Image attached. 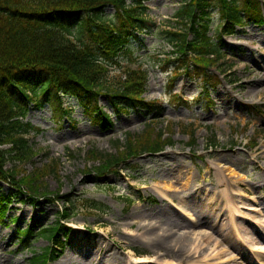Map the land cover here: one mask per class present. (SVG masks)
Wrapping results in <instances>:
<instances>
[{"label": "rangeland", "instance_id": "374dc122", "mask_svg": "<svg viewBox=\"0 0 264 264\" xmlns=\"http://www.w3.org/2000/svg\"><path fill=\"white\" fill-rule=\"evenodd\" d=\"M185 2L147 1L148 28L109 65L110 82L129 68L147 70L144 97L165 108L156 119L132 109L113 114L115 127L103 130L74 95L26 104L25 120L40 131L27 135L38 154L21 164L22 171L46 165L55 171L44 177L51 195L39 194L37 204L0 180V193L16 196L0 219V264H35L31 253H42L50 240L35 234L25 247L19 228L38 231L55 224L65 198L77 213L57 258L47 264H90L106 253L123 256L125 264H189L199 253L211 264H264V88L255 84L264 78V26L250 25L224 38L223 54L211 66L219 83L205 92L200 78L175 77L176 64L168 62L167 31L181 28L176 12ZM114 12L109 6L105 15ZM220 22L213 10L211 34ZM100 103L113 113L106 97ZM147 134L173 142L155 153L141 150L119 173L95 170L98 162L89 159L93 148L118 155L129 137L138 144ZM224 191L238 197L227 200ZM93 202L101 209L91 208ZM143 226L174 236L172 244L180 236L190 240V251L178 259L154 250Z\"/></svg>", "mask_w": 264, "mask_h": 264}, {"label": "trees", "instance_id": "16d2710c", "mask_svg": "<svg viewBox=\"0 0 264 264\" xmlns=\"http://www.w3.org/2000/svg\"><path fill=\"white\" fill-rule=\"evenodd\" d=\"M147 1L0 0V180L13 184L31 204L38 203L39 194L45 198L51 195L46 193L44 177L55 169L46 165L22 171L21 164L38 154L27 135L40 131L25 120L27 103L36 104L56 94L74 95L84 112L103 130L115 127L113 114H127L132 109L155 117L163 113V105L144 97L146 69L129 68L118 82L108 79L109 65L117 62L121 53L128 52L132 39L148 28ZM109 6L115 10L111 17L105 15ZM216 9L221 22L214 35L212 14ZM176 17L181 28L167 31L172 46L168 62L176 64L172 72L175 77L200 78L208 92L218 83L211 66L214 58L221 56L225 36L250 25L264 26V0H186ZM74 35L79 42L73 39ZM102 97L107 98L112 114L101 105ZM195 141L192 136L191 142ZM171 142L173 139L163 134H147L138 144L129 137L118 155L93 148L89 159L98 162L95 170L99 173H119L118 167L128 164L129 158L141 150L155 153ZM14 197L0 193V219ZM91 208L101 206L93 202ZM76 210L72 201L65 198L55 224L38 231L36 226L19 228L25 247H30L35 234L51 240L52 245L42 253H31L33 263L47 264L56 257L57 249L72 231L68 221Z\"/></svg>", "mask_w": 264, "mask_h": 264}, {"label": "bare ground", "instance_id": "6f19581e", "mask_svg": "<svg viewBox=\"0 0 264 264\" xmlns=\"http://www.w3.org/2000/svg\"><path fill=\"white\" fill-rule=\"evenodd\" d=\"M255 84L258 86H263L264 88V78H260ZM219 184H223V181H220ZM161 193H165V192L162 191ZM223 195L227 200H233V198L238 197L237 193L229 194L226 191L223 192ZM145 228H146L145 226L142 227V229H145ZM143 235L145 236L144 238H147L149 240L151 246L155 247L154 250H162L164 254H168L169 256H172L174 258L181 259L183 257L181 256L182 254L190 251L189 249L190 240L183 238L181 236L178 237V240L176 241L175 244H172L171 239H174V236H171L170 238L169 234L164 233L163 231L159 232L158 230L156 231V229L150 228V229H145L143 231ZM261 246L264 249V245H261ZM102 249L105 250L104 247H102ZM194 253H198V252H194ZM206 259L207 257L206 256L202 257V254L200 253L199 255L194 254V258H192L189 261V264H211ZM125 262H126V259L119 254H116V253L107 254L106 253V257H104L103 255H100L94 261L91 260L90 264H94V263L95 264H125ZM59 264H65V262L61 260ZM165 264H168V263H165ZM256 264H259V263H256Z\"/></svg>", "mask_w": 264, "mask_h": 264}]
</instances>
